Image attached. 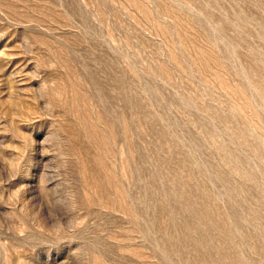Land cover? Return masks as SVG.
<instances>
[{
    "label": "rangeland",
    "instance_id": "obj_1",
    "mask_svg": "<svg viewBox=\"0 0 264 264\" xmlns=\"http://www.w3.org/2000/svg\"><path fill=\"white\" fill-rule=\"evenodd\" d=\"M0 264H264V0H0Z\"/></svg>",
    "mask_w": 264,
    "mask_h": 264
}]
</instances>
